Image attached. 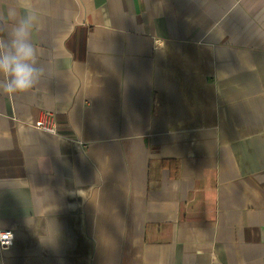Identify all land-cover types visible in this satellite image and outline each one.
Listing matches in <instances>:
<instances>
[{"label":"crops","instance_id":"1","mask_svg":"<svg viewBox=\"0 0 264 264\" xmlns=\"http://www.w3.org/2000/svg\"><path fill=\"white\" fill-rule=\"evenodd\" d=\"M13 10L49 72L0 93V264H264V0Z\"/></svg>","mask_w":264,"mask_h":264},{"label":"clouds","instance_id":"2","mask_svg":"<svg viewBox=\"0 0 264 264\" xmlns=\"http://www.w3.org/2000/svg\"><path fill=\"white\" fill-rule=\"evenodd\" d=\"M9 26L0 35V93L9 96L35 89L49 69L40 62L34 33L43 27L33 11L9 13Z\"/></svg>","mask_w":264,"mask_h":264},{"label":"built area","instance_id":"3","mask_svg":"<svg viewBox=\"0 0 264 264\" xmlns=\"http://www.w3.org/2000/svg\"><path fill=\"white\" fill-rule=\"evenodd\" d=\"M41 126L49 132H54V127L46 126L45 123L42 122ZM15 240V235L11 231H0V246L2 249H6L8 247L13 246Z\"/></svg>","mask_w":264,"mask_h":264}]
</instances>
